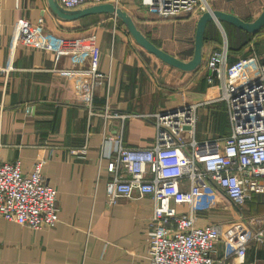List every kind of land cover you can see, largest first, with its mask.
Listing matches in <instances>:
<instances>
[{
	"label": "crops",
	"instance_id": "crops-1",
	"mask_svg": "<svg viewBox=\"0 0 264 264\" xmlns=\"http://www.w3.org/2000/svg\"><path fill=\"white\" fill-rule=\"evenodd\" d=\"M50 3L0 0V158L19 161L25 175L41 164L45 182L57 192L60 210L53 228L32 229L0 215V264H148L146 232L153 200L120 198L116 205H106L111 177L108 158L102 156L99 113L109 104L113 112L124 115V144L146 148L155 131L143 116L190 99L201 103L195 140L219 138L230 133V125L225 102L212 101L220 93L218 82L208 83L203 65L184 72L162 63L111 14L68 20L59 17ZM120 7L131 17L152 19L150 26L163 25L141 0H125ZM150 33L151 40L142 32L168 54L177 52L180 34L168 38L161 29ZM254 36L257 39L245 48L228 52L231 89L254 78L264 62L259 42L264 34ZM219 39L221 46V32ZM214 46L207 47L203 57ZM193 49L189 45L183 49L187 58L183 61L191 58ZM118 123L112 121V133ZM199 184L194 214L200 227L219 224L231 231L243 223L249 228V216L264 214L262 195L249 196L244 207L237 208L208 180ZM175 208L181 213L189 210L185 204ZM215 249V261L222 262L232 244L220 240ZM220 264H264V243L247 248L243 262L230 256Z\"/></svg>",
	"mask_w": 264,
	"mask_h": 264
},
{
	"label": "built area",
	"instance_id": "built-area-1",
	"mask_svg": "<svg viewBox=\"0 0 264 264\" xmlns=\"http://www.w3.org/2000/svg\"><path fill=\"white\" fill-rule=\"evenodd\" d=\"M57 1L65 10H76L104 3L120 7L125 0ZM141 5L161 18L210 10L207 0H141ZM223 40L204 63L208 83L214 85L217 80L220 90L212 101H224L227 107V136L196 141V111L201 103L190 99L143 116L155 131L152 145L146 148L124 144V115L113 112L109 104L99 113L102 156L108 158L111 177L106 185V205H116L120 198L134 201L150 196L153 200L146 232L148 264H220L230 256L243 262L247 248L264 243V214L248 217L251 228L237 223L231 231L219 224L200 227L194 214L200 180L212 183L237 208H243L251 195L264 196V62L258 65L254 78L231 89L226 37ZM259 42L264 47V37ZM113 120L119 123L112 133ZM179 204L187 205L188 213L178 212L175 205ZM59 211L57 192L45 182L41 164L25 175L19 161L8 163L0 158V215L4 219L32 229L53 228ZM220 240L231 243L232 250L222 262H216L215 245Z\"/></svg>",
	"mask_w": 264,
	"mask_h": 264
},
{
	"label": "trees",
	"instance_id": "trees-1",
	"mask_svg": "<svg viewBox=\"0 0 264 264\" xmlns=\"http://www.w3.org/2000/svg\"><path fill=\"white\" fill-rule=\"evenodd\" d=\"M210 8L216 11H225L228 12L230 9L233 10V14L239 17L244 21L253 20L264 8V0H207ZM201 14L198 13H189L188 15L172 17V18H161V23L163 25H154L150 26L148 22L152 19H144L139 15H132V17L136 21V26L145 34V36L150 39L151 33L164 31L165 34L169 35L171 38L175 34H180L179 40L176 42V47L178 48L177 52L173 55L180 60H186L184 58V52L186 47L189 45L190 50L192 52L193 49V37H194V26L196 25L197 20L199 19ZM143 19V20H142ZM164 20V21H163ZM221 25L224 27L225 35L227 39V49L228 52L230 50H241L245 48L246 44L251 40L254 35H262L264 34V27L261 28L257 34H249L240 29L235 28L232 25L227 24L230 33H228L225 29V26L222 22ZM149 29L150 32H147ZM151 40V39H150ZM204 50L207 49L210 45H216L212 49H219L220 47V39L219 32L214 25L213 22H208L206 25V30L204 33ZM153 43V42H152ZM155 44V43H154ZM159 48V47H158ZM161 50L166 51L165 48L160 47ZM208 54L204 57L207 58ZM204 59V62H205ZM205 67V63H203L202 68ZM200 70V69H198ZM227 136V135H224ZM223 137V136H222Z\"/></svg>",
	"mask_w": 264,
	"mask_h": 264
},
{
	"label": "water",
	"instance_id": "water-1",
	"mask_svg": "<svg viewBox=\"0 0 264 264\" xmlns=\"http://www.w3.org/2000/svg\"><path fill=\"white\" fill-rule=\"evenodd\" d=\"M52 10L61 18L74 19L84 15L93 13H108L115 18L120 19L126 26L128 32L131 34L134 41L144 48L146 51L157 57L162 63L176 68L184 72H192L200 68L204 63V33L208 22H213L217 27L222 29L221 22H225L234 26L249 34H256L264 27V8L253 20L244 21L234 14L225 11L210 10L202 13L196 22L195 35H194V49L191 58L187 61L180 60L175 56H172L160 48L156 47L150 42L142 32L136 27L132 17L128 13L121 9V7H115L113 4L104 3L99 5H93L82 9L65 10L55 0H49ZM219 29V28H218ZM220 31V30H219ZM221 32V31H220ZM223 35V34H222ZM224 38V37H223ZM224 42V40H223Z\"/></svg>",
	"mask_w": 264,
	"mask_h": 264
},
{
	"label": "rangeland",
	"instance_id": "rangeland-1",
	"mask_svg": "<svg viewBox=\"0 0 264 264\" xmlns=\"http://www.w3.org/2000/svg\"><path fill=\"white\" fill-rule=\"evenodd\" d=\"M224 25H226L225 26V29H226V31L228 32V33H230V30H229V28L227 27L228 25H227V23H225V22H222ZM216 26V25H215ZM216 28H217V30H218V32H220L221 31V34H223L222 35V39H223V37H226V35H225V30H224V27L222 26V29H223V31L220 29V27H217L216 26ZM219 28V29H218ZM220 30V31H219ZM257 39V36H253L252 37V39H251V42H254L255 40ZM226 42H227V39H226ZM180 104V103H179Z\"/></svg>",
	"mask_w": 264,
	"mask_h": 264
}]
</instances>
